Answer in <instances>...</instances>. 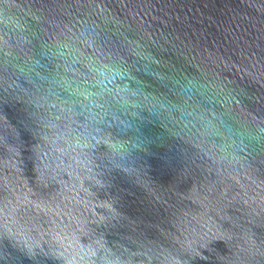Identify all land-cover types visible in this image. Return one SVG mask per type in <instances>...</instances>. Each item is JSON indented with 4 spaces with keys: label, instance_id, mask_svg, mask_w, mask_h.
<instances>
[{
    "label": "water",
    "instance_id": "1",
    "mask_svg": "<svg viewBox=\"0 0 264 264\" xmlns=\"http://www.w3.org/2000/svg\"><path fill=\"white\" fill-rule=\"evenodd\" d=\"M0 264H264V0H0Z\"/></svg>",
    "mask_w": 264,
    "mask_h": 264
}]
</instances>
